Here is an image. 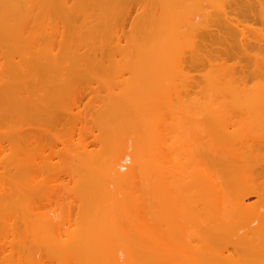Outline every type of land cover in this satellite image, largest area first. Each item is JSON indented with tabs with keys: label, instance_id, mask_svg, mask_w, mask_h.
Wrapping results in <instances>:
<instances>
[{
	"label": "bare ground",
	"instance_id": "bare-ground-1",
	"mask_svg": "<svg viewBox=\"0 0 264 264\" xmlns=\"http://www.w3.org/2000/svg\"><path fill=\"white\" fill-rule=\"evenodd\" d=\"M0 264H264V0H0Z\"/></svg>",
	"mask_w": 264,
	"mask_h": 264
},
{
	"label": "rangeland",
	"instance_id": "rangeland-1",
	"mask_svg": "<svg viewBox=\"0 0 264 264\" xmlns=\"http://www.w3.org/2000/svg\"><path fill=\"white\" fill-rule=\"evenodd\" d=\"M126 164H128V163H126Z\"/></svg>",
	"mask_w": 264,
	"mask_h": 264
}]
</instances>
